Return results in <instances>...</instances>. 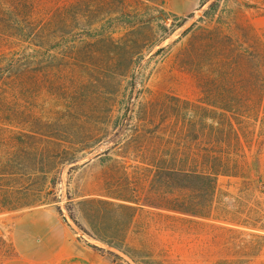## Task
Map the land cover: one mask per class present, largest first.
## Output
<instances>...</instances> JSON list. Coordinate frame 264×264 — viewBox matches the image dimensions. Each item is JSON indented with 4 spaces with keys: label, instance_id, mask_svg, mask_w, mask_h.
Listing matches in <instances>:
<instances>
[{
    "label": "rangeland",
    "instance_id": "obj_1",
    "mask_svg": "<svg viewBox=\"0 0 264 264\" xmlns=\"http://www.w3.org/2000/svg\"><path fill=\"white\" fill-rule=\"evenodd\" d=\"M211 2H216V15L241 4L239 13L264 31V0H198L184 14L171 11L164 0H130L131 12L109 23L121 36L119 44L87 41L73 47L69 39L56 40L32 72L4 80L0 168L16 160L36 162L44 172L33 177L32 190L18 195L23 208L0 213L4 240L0 263L15 254L11 231L16 217L33 207L57 210L76 238L116 264H205L201 255L211 258L214 247L209 225L205 226L209 235L202 240L204 244L197 225L174 222L166 211L149 207V200L156 201L158 196L149 184L150 112L161 113L174 93L195 98L169 72L180 46L169 44ZM171 14L193 16L153 46L178 21ZM126 44H131L133 53L128 55ZM162 46L169 47L167 53L150 58ZM94 49L103 55L92 58ZM130 58L132 69L125 72L124 64ZM165 118L156 116L155 121ZM30 128L45 135L18 138L19 132ZM56 139L66 149L58 155ZM234 181L221 177L219 188L233 191ZM4 183V188L12 184Z\"/></svg>",
    "mask_w": 264,
    "mask_h": 264
},
{
    "label": "trees",
    "instance_id": "obj_2",
    "mask_svg": "<svg viewBox=\"0 0 264 264\" xmlns=\"http://www.w3.org/2000/svg\"><path fill=\"white\" fill-rule=\"evenodd\" d=\"M129 1L0 0V94L4 80L32 72L56 40L69 39L73 47L119 44L121 36L109 23L131 12ZM215 5L169 44H180L169 72L195 98L174 93L161 113L152 107L149 184L158 196L149 207L166 211L174 222L197 225L204 244L205 226L211 227L214 253L210 259L201 255L205 264H264V31L239 13L241 4L217 15ZM171 15L178 21L153 46L193 16ZM125 46L133 53L131 44ZM169 47L157 48L150 58ZM90 55L103 54L94 49ZM124 65L130 71L132 58ZM160 115L165 120L156 122ZM20 135L30 140L45 134L30 128ZM54 144L57 155L65 152L64 143ZM7 166L0 168V182L12 184L0 183V213L23 208L18 195L32 190L33 177L44 172L36 162ZM221 177L235 180L233 191L219 188Z\"/></svg>",
    "mask_w": 264,
    "mask_h": 264
},
{
    "label": "crops",
    "instance_id": "obj_3",
    "mask_svg": "<svg viewBox=\"0 0 264 264\" xmlns=\"http://www.w3.org/2000/svg\"><path fill=\"white\" fill-rule=\"evenodd\" d=\"M198 0H164L173 12L192 11ZM15 254L0 264H116L76 238L70 225L52 207L21 212L12 231Z\"/></svg>",
    "mask_w": 264,
    "mask_h": 264
}]
</instances>
